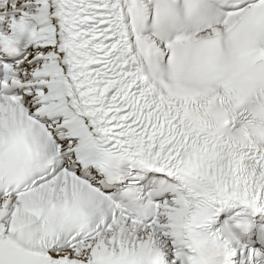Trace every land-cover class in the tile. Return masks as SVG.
Masks as SVG:
<instances>
[{
    "label": "snow or ice",
    "instance_id": "snow-or-ice-1",
    "mask_svg": "<svg viewBox=\"0 0 264 264\" xmlns=\"http://www.w3.org/2000/svg\"><path fill=\"white\" fill-rule=\"evenodd\" d=\"M0 264H264V0H0Z\"/></svg>",
    "mask_w": 264,
    "mask_h": 264
}]
</instances>
